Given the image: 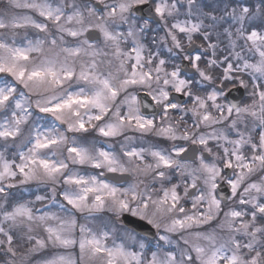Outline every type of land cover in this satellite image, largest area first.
<instances>
[{
	"label": "snow or ice",
	"instance_id": "obj_1",
	"mask_svg": "<svg viewBox=\"0 0 264 264\" xmlns=\"http://www.w3.org/2000/svg\"><path fill=\"white\" fill-rule=\"evenodd\" d=\"M0 264H264V0H7Z\"/></svg>",
	"mask_w": 264,
	"mask_h": 264
},
{
	"label": "trees",
	"instance_id": "obj_2",
	"mask_svg": "<svg viewBox=\"0 0 264 264\" xmlns=\"http://www.w3.org/2000/svg\"><path fill=\"white\" fill-rule=\"evenodd\" d=\"M6 1H7V0L2 1V3L0 4V6H3V7H4L5 4L7 3ZM0 8H2V7H0Z\"/></svg>",
	"mask_w": 264,
	"mask_h": 264
},
{
	"label": "rangeland",
	"instance_id": "obj_3",
	"mask_svg": "<svg viewBox=\"0 0 264 264\" xmlns=\"http://www.w3.org/2000/svg\"><path fill=\"white\" fill-rule=\"evenodd\" d=\"M2 1H4V0H0V4L2 3ZM7 2V1H6ZM0 7H3V6H0Z\"/></svg>",
	"mask_w": 264,
	"mask_h": 264
}]
</instances>
